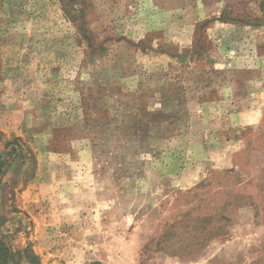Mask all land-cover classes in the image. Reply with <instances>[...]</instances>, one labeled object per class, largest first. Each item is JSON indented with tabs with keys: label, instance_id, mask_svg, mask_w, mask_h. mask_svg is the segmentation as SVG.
I'll return each mask as SVG.
<instances>
[{
	"label": "rangeland",
	"instance_id": "rangeland-1",
	"mask_svg": "<svg viewBox=\"0 0 264 264\" xmlns=\"http://www.w3.org/2000/svg\"><path fill=\"white\" fill-rule=\"evenodd\" d=\"M0 155L10 264H264V0H0Z\"/></svg>",
	"mask_w": 264,
	"mask_h": 264
},
{
	"label": "trees",
	"instance_id": "trees-1",
	"mask_svg": "<svg viewBox=\"0 0 264 264\" xmlns=\"http://www.w3.org/2000/svg\"><path fill=\"white\" fill-rule=\"evenodd\" d=\"M3 158H4V156L0 155V163H2V165L4 167L6 165V161ZM1 173H2V171L0 172V174ZM214 217H216V215H214ZM198 219H200V218H198ZM220 219H221V217H220ZM225 219H227V218L225 217ZM212 232L213 231H211V230H207V231L204 232L203 236L210 237L212 235ZM0 259L2 261V262L0 261L1 262L0 264H10L11 254L9 253V251L6 248L5 244L1 240H0Z\"/></svg>",
	"mask_w": 264,
	"mask_h": 264
}]
</instances>
